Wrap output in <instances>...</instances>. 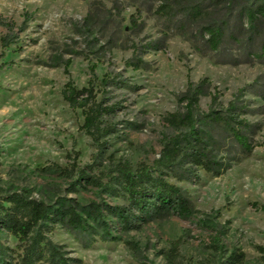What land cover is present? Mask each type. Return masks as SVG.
I'll list each match as a JSON object with an SVG mask.
<instances>
[{
	"label": "rangeland",
	"instance_id": "obj_1",
	"mask_svg": "<svg viewBox=\"0 0 264 264\" xmlns=\"http://www.w3.org/2000/svg\"><path fill=\"white\" fill-rule=\"evenodd\" d=\"M95 1L101 15L93 35L83 28L93 0H0V17L16 23V41L8 48L0 41V55L4 53L0 58L1 186L29 187L36 197L61 193L83 202L96 199L97 189L92 185L79 193L69 190L68 179L57 165L65 167L75 161L91 174L103 176L118 161L128 160L135 167L152 163L168 131L164 116L178 108L177 97L189 80L208 77L219 89L221 101L227 103L239 88L264 75L261 62L220 63L212 53L196 52L190 40L179 35L168 39L166 49L143 55L147 68L127 66L133 42L144 43L162 34L155 13L159 1ZM115 4L123 10L109 16L106 11ZM132 15L143 26L133 30ZM7 31L0 24V38ZM93 67L98 98L116 105L107 118L116 130L106 137L108 148L100 157H95L96 145L83 129V109L72 108L63 96L69 80L79 88L87 86L93 79ZM107 76L132 88L103 85ZM249 97L256 105H264L260 97ZM209 102V96L202 97V108L207 109ZM251 119L261 123L256 139L263 141L264 114ZM198 172L197 181L168 175L188 191L196 211L191 216L174 212L130 233L121 231L117 218L109 216L124 240L98 239L90 247L60 226L50 237L64 246L71 264H214L213 232L201 223L206 218L222 231L221 238L230 250L244 254L241 264H264V254L258 250V245H264V146L241 155L222 174ZM104 197L111 205L126 203L123 198ZM129 240L136 241L140 249L132 248ZM17 243L9 238L12 246Z\"/></svg>",
	"mask_w": 264,
	"mask_h": 264
},
{
	"label": "trees",
	"instance_id": "obj_2",
	"mask_svg": "<svg viewBox=\"0 0 264 264\" xmlns=\"http://www.w3.org/2000/svg\"><path fill=\"white\" fill-rule=\"evenodd\" d=\"M154 1H159L155 13L161 21L162 34L144 43L133 42L127 66L147 68L143 55L166 49L173 35L190 40L200 54H214L220 63L264 64V0ZM100 9L93 0L83 21V28L93 35ZM114 10L120 14L123 8L115 4L106 13L113 16ZM131 22L133 30L143 26L133 15ZM0 24L8 30L0 38L1 46L8 48L16 41V23L1 16ZM70 63L68 59L65 64L68 67ZM94 78L93 67V79L87 86L79 88L69 80L63 96L72 108L83 109V129L96 145L95 157H100L108 148L106 137L116 130L107 119L116 105L98 98ZM263 80L264 75L257 76L239 88L227 103L221 101L219 89L208 77L189 80L177 97L178 108L164 116L168 131L163 133L159 155L152 163L142 162L135 167L128 160L118 161L105 169L103 176L91 174L88 167L78 166L75 161L65 167L57 165L60 174L68 179L69 190L79 193L86 185H92L97 189L96 199L83 202L61 193L36 197L29 187L0 185V264H71L72 258L64 246L50 237L57 226L72 231L84 246L90 247L98 239L124 240L109 216L117 218L121 231L130 233L167 214L193 215L196 211L188 191L171 182L168 175L187 181L199 180V169L219 175L241 155L264 146V140L256 139L262 125L251 119L264 114V105H256L249 97L252 94L264 100ZM101 83L132 88L108 76ZM204 96L210 97L207 109L201 106ZM105 195L123 198L126 203L111 205ZM201 223L213 232L210 247L214 264L243 263L244 254L227 247L222 231L212 221L205 218ZM11 237L17 239L16 247L9 244ZM128 242L132 248L140 249L136 241ZM176 249L173 247L175 252ZM258 250L264 254V245H258Z\"/></svg>",
	"mask_w": 264,
	"mask_h": 264
}]
</instances>
